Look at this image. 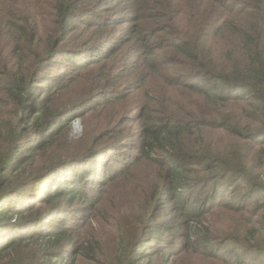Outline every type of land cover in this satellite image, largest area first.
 <instances>
[{
    "label": "trees",
    "instance_id": "1",
    "mask_svg": "<svg viewBox=\"0 0 264 264\" xmlns=\"http://www.w3.org/2000/svg\"><path fill=\"white\" fill-rule=\"evenodd\" d=\"M0 27V264H131L166 231L150 223L159 201L194 252L264 264V0H0ZM57 57L70 72L50 74ZM76 117L99 122L63 143ZM94 183L147 202L131 242L118 211L82 220ZM219 208L233 216L213 233ZM102 221L120 233L112 255L90 237Z\"/></svg>",
    "mask_w": 264,
    "mask_h": 264
},
{
    "label": "rangeland",
    "instance_id": "2",
    "mask_svg": "<svg viewBox=\"0 0 264 264\" xmlns=\"http://www.w3.org/2000/svg\"><path fill=\"white\" fill-rule=\"evenodd\" d=\"M112 12H116L118 14H127L122 13L119 9H114ZM84 17V16H82ZM84 19H86L84 17ZM129 27V23H125L123 26H115L112 29L116 32H121L122 30H125ZM2 27H0L1 30ZM93 29L88 30L84 29L80 32H76L72 34V37L70 39L72 44H78V42H83L81 38L85 39L86 37H80L84 35H88L92 32ZM93 36V35H91ZM96 39V38H95ZM112 44V40L107 39L105 42L100 43L101 48H99V52L104 49L105 51V44ZM6 43L2 39H0V60L1 62L4 60L2 59V54H4V50L7 49L5 47ZM112 48V46L110 47ZM88 51V50H86ZM89 52H91L89 50ZM107 52V51H106ZM79 54L85 55V51H78ZM85 53V54H84ZM71 56V55H70ZM134 59L133 56H130L127 58L126 62L130 63ZM67 61L64 58L57 57L52 60V68L49 69L50 74H54L57 72V74H66L67 72L71 71V68L67 66ZM118 65H113L110 68V73L112 71L113 74H121L124 73V71H121L120 69H116ZM141 70V68L139 69ZM120 72V73H118ZM129 73V74H128ZM126 74L129 76V80H136V73L131 74L130 71L126 72ZM85 79V78H83ZM131 97V96H130ZM130 97H128L127 101L123 104V112L132 111L131 114L136 112L137 107L134 109L135 104L130 102ZM108 103L106 102H100L99 104L92 105V109L94 110L93 113L97 114L102 110L103 108H108ZM122 107V106H121ZM134 109V110H133ZM98 111V112H97ZM97 112V113H96ZM94 122H84L81 118H75L74 120L70 121L68 124V134H66L62 142L65 143L67 140L78 138L82 135L84 132V128L86 125L95 124L97 121L95 118L93 119ZM121 138V137H120ZM122 140V138H121ZM129 150L124 151L122 154H128ZM118 163H115V168L118 167ZM101 180V179H98ZM91 187V195L97 194V198L99 200L98 206L95 210H91L86 213V216L83 217V221L86 220L88 216L97 218L100 217V211L106 216L104 220H107V213L115 214L116 211H118V219L121 222L123 229L128 232L126 235V241L129 243L132 240V229L135 228L136 225L140 226L141 228L145 227L143 223H140L139 217L142 214L143 208H145V204L147 203L145 200H139L137 202H131L130 199L125 197H120L119 190H115V188L110 187L106 185L105 187H98L97 183H94ZM98 189V192H97ZM150 198L149 194H146L144 199ZM263 199V197L261 198ZM125 211V212H123ZM150 218L151 224H155L157 227L158 225H162L163 223H167L164 227L166 228V231H160V232H150V233H144L143 234V240L151 239L152 242L149 243V241L144 242L146 244V248L142 249L141 246L137 247V255H134V260L131 264H222L219 262L216 258H211L206 255H202L199 252H194V243L188 245L185 243V240L187 238V235L185 232L178 228L180 225V219H184L185 217L181 216V210L177 207L174 203H167L164 204L162 201L154 202L153 205L150 206ZM232 213L227 211L226 209H217L214 211V213H211L207 215V219L205 221H202L204 225L207 228H210V231L213 233H216V231H220L222 233L226 232V228L224 226H221L227 219L232 218ZM102 220V219H101ZM102 229H99V232L95 231L93 233H90V237L93 238V235L97 237V240L99 242L98 246H101L102 251L105 254H113L115 252V244L117 242V238L120 239V233L116 226L110 224L109 227H107V223L102 221L100 223ZM175 226V229H172V226ZM192 225V223L190 224ZM163 227V228H164ZM205 227V230H206ZM157 231V229H156ZM130 239V241L128 240ZM193 245V247H192ZM241 250V249H240ZM123 251V250H122ZM121 251V252H122ZM140 256H149L144 259H142ZM104 258V255H103ZM252 260H261L258 259L256 256H251ZM104 262V261H102ZM79 264H83L79 262Z\"/></svg>",
    "mask_w": 264,
    "mask_h": 264
}]
</instances>
